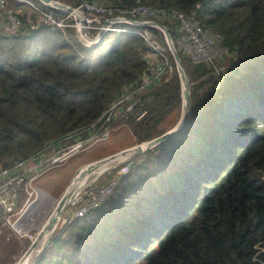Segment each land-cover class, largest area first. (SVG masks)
<instances>
[{
    "label": "trees",
    "instance_id": "obj_1",
    "mask_svg": "<svg viewBox=\"0 0 264 264\" xmlns=\"http://www.w3.org/2000/svg\"><path fill=\"white\" fill-rule=\"evenodd\" d=\"M141 1L160 9L156 19L175 46L181 30L172 11L192 9L225 51L213 65L176 46L190 90L185 125L145 151L99 204L60 222L31 264H264V0ZM141 27L107 30L90 45L25 23L0 33V168L85 134L122 96L133 102L121 118L137 141L171 126L160 123L179 112L178 75L149 71L153 49ZM33 45L41 55L27 60ZM161 53L174 66L167 46Z\"/></svg>",
    "mask_w": 264,
    "mask_h": 264
},
{
    "label": "built area",
    "instance_id": "obj_2",
    "mask_svg": "<svg viewBox=\"0 0 264 264\" xmlns=\"http://www.w3.org/2000/svg\"><path fill=\"white\" fill-rule=\"evenodd\" d=\"M24 1L27 4L25 8L21 3L14 4L9 3L8 0H0V33H17L23 23H25L27 30L41 27L59 28L60 30L71 28L81 41L87 44L89 38L98 39L101 30L103 32L112 29L123 30L126 27L119 24L120 22L138 24L141 20L155 19L160 12L158 7L148 5L141 0H135L134 3L128 6L105 3L101 0H80L76 4L63 1L66 7H56V5L44 2V5L41 6L33 0ZM172 15L180 23L181 31L177 39V45L194 62L211 61L209 49L213 42L216 43L214 40L216 35L203 28L195 15V10L191 9L189 12L173 10ZM148 25L155 24L148 23ZM147 26L139 32L153 49L145 53L148 69L153 74L160 75L163 71V65L158 61L161 50L156 41L150 39L152 31L150 32V28ZM149 75L148 73L142 74L141 80H143V83L149 81ZM124 99L126 98L122 96L111 102L91 125L97 124L87 130L85 134H76L73 140L67 143L36 155L16 159L10 165L0 168V232L4 227L16 224L19 214L26 207L24 203L18 213L17 203L23 195L24 188L28 189V194L31 193L29 189L31 180L37 174L46 170L47 165L61 161L76 153L95 138L105 137L110 131V121L112 119L117 116L125 118L131 113L133 102L131 100L124 101ZM144 112L145 109L137 110L134 117L139 118ZM132 155L130 152L125 157L112 155L108 158H112L111 160L107 161L108 159H106L104 161L107 162L105 168H101V171L98 170L93 177L86 176L84 181L76 188L72 198L67 200L70 209L69 211L66 210L68 211L65 215L66 219L72 215L82 214L90 207L99 204L112 191L120 175L127 170L128 162H126V159L132 158ZM93 161H97V159ZM93 161L84 164L87 165ZM82 168L83 166H80L76 170L70 183L73 182V179ZM37 205L34 204L31 212L37 209Z\"/></svg>",
    "mask_w": 264,
    "mask_h": 264
},
{
    "label": "rangeland",
    "instance_id": "obj_3",
    "mask_svg": "<svg viewBox=\"0 0 264 264\" xmlns=\"http://www.w3.org/2000/svg\"><path fill=\"white\" fill-rule=\"evenodd\" d=\"M9 2H10V0H9ZM25 7H26V5H23V8H25ZM154 28L159 30V32L162 34V37L164 39L162 30L158 27H154ZM61 32L64 36L68 35L70 37V39L74 42L81 40L79 38V36L76 33H74V31L71 28L61 30ZM150 32H151V30H150ZM23 33H25V32H23ZM150 39L156 41L160 50H162L163 48H166V46H167V45L164 46L161 43L159 35L156 36L152 32H151V38ZM164 41H165V39H164ZM165 44H166V42H165ZM177 47L180 48L179 46H177ZM209 50H210V56L212 58L210 62L213 65H215L213 62V58L215 56L223 55L225 48L222 47L221 45H219L217 42L216 43L213 42L211 45V48ZM40 55H41L40 47L37 45H33L30 49L27 50L25 57L27 60H34ZM162 59H163V64L160 63V61L162 62ZM158 61L164 67H168V71L171 74V72L173 71V68H175V65L173 66L171 64V60H168V58L163 57L162 53H161ZM175 70H176V68H175ZM166 77H168V75ZM180 115H181V106L179 108V112L177 113V115H176V111H172L168 115V117H166L165 121L160 123V125H162V127H166V126H168V124L172 126L173 124H175L177 122ZM215 119L217 120V125H218V122H223L220 113L216 116ZM212 120H214V117H212ZM170 122H171V124H170ZM217 125H216V127H217ZM130 126H131L130 123L123 121L121 116L115 117L113 119V121H110V131L105 137H97L93 141H91L90 144H88L84 148L80 149L76 153L70 155L69 157H67L61 161H57L56 163H52V164L47 165L46 170L37 174L31 180V186L29 187V189L31 190V193L28 194L29 193L28 189H26V188L23 189V192H22L23 195L20 197V199L17 203V208H18L17 212L18 213L21 210L22 205L24 203L26 205L29 204L28 207H30L32 205V203L36 204L38 202L41 203V201H43L41 199V196L39 197V200H36V201L33 200L34 199L33 197L35 196V193L37 191L36 187L42 189L40 191L44 190L45 192H47L49 194L48 196L51 195L53 197V199L51 198V196H50V198L47 197L46 196L47 194L45 196H43L44 201H43V204H41V207H39L37 210H34L31 212L32 213L30 215L31 219L27 218L28 220H30V223L32 222V226H30V228H26V229H20L19 228L20 231H16L14 228V227H16V225L13 224V225H11V226H13L12 228H11V226L6 227L0 232V264H13L14 262H16V260L20 256V255L17 256L18 252L23 248L26 249V247L28 246V244L30 243V241L33 238H36V240H35V242H36L41 237V233L39 234L40 228L42 231V236H44V237L49 231L52 230V228L49 226L48 221L51 219L53 220L52 212H54L58 207H60V203H61V201L63 199V195H64V194L62 195V193L65 190H68V188L74 183L76 178L78 179L82 175L83 172L89 171L90 168L101 163L102 161H105L106 159H101L98 161H93V160L98 159V158L99 159L104 158V157H107L109 155L114 156L115 154L118 157H120L121 155H123L126 152H128L129 150H131L129 148H131L137 142V139L133 136ZM169 127H167V128H169ZM157 147L158 146L154 145L150 148H147L145 151H147L151 148L153 150H157ZM127 148H128V150L125 152L123 151V153H122V150L127 149ZM145 151L141 155H139L138 153H133L132 158L129 157L126 159V162H128L127 170L131 164H133L135 162L142 161V158L144 157ZM155 153H157V151ZM111 159H108L107 161H109ZM90 161H93V162H91L87 165L84 164L85 162H90ZM130 161H131V163L129 164ZM79 166H83L82 170H80L79 174L73 179V182L70 183L72 174L75 172V170L77 168H79ZM97 171L98 170L92 171L90 174H87L85 176L93 177V176H95V173ZM69 183H70V185L68 186ZM54 197H59V200L54 199ZM57 201H59V202H57ZM140 201H142V200H140V198H139V203H137L136 211L143 212L144 204L143 203L141 204ZM68 207H69V203H67L66 207L65 206L63 207L61 213L59 214L57 221L54 220L55 221L53 224V225H55L54 228L60 222L62 223V221H64V219H66L65 215L67 214V212L70 209ZM50 209H52V211L50 213H48ZM66 210H68V211H66ZM46 213H48V215L45 218L43 216ZM41 217H42V222H41L40 227L37 229L36 226L39 225V222L41 221ZM44 218H45V220H44ZM28 220L23 221L21 223V225L26 223ZM52 232H53V230L51 231V234H52ZM26 242H27V245L25 247H23ZM25 249H23V251ZM13 258H14V261L11 260ZM8 261L10 263H7Z\"/></svg>",
    "mask_w": 264,
    "mask_h": 264
},
{
    "label": "water",
    "instance_id": "obj_4",
    "mask_svg": "<svg viewBox=\"0 0 264 264\" xmlns=\"http://www.w3.org/2000/svg\"><path fill=\"white\" fill-rule=\"evenodd\" d=\"M40 1L47 3V4L54 5V6L56 5V7L57 6L66 7V5L63 2L58 1V0H40ZM139 23H142V24L154 23L156 26H159V28L163 32V36H164L167 48L169 49L170 54L172 56V59H173V62H174L175 68H176V72L178 75V79H179L180 95H181V115H180L179 119L177 120V122L175 124H173L172 126H170L169 128H167L164 131H162L161 133L151 137L150 139L143 141L139 145L132 146L131 148H132L133 152L146 150L147 148H150L154 144H157L159 141L163 140L164 138L171 135L172 133H175L176 131H178L180 128H182L184 126L185 122L187 121V119L189 117L190 110H191L190 90H189V86H188L189 82H188L187 73H186L184 65H183V63H182V61L178 55L177 49H176L175 44L171 38V35L167 29V26L164 25L163 23L157 21V20H141V21H139ZM102 33H103V31L101 30L99 32V35L101 36ZM126 150L127 149H123L122 152L126 151ZM111 156L112 155H109V156L104 157V158H109ZM104 158L97 159V161L104 159ZM36 189H37L36 194L33 197L34 201L39 199V197H38L39 193L38 192L40 190H42L38 187ZM57 200H59V198ZM57 202H59V201H57ZM64 204L60 205V209H59L60 213L64 207ZM28 205H26V207L23 209V211L19 214V216L17 218V227L20 229H26V228H30V226H32V222L30 223V220H28V219H31L30 215L32 214L31 210L34 206V203H32V205L30 207H28ZM26 220H28L27 221L28 223L26 222L23 225H21V223L23 221H26ZM54 226L55 225L52 226V230H53ZM51 231H49L45 235V237L42 239L41 242H38V241L35 242L36 238H33L30 241V243L28 244V246L26 247V249L21 253V255L18 257L16 262H14L13 264H31V263H33V261L35 260V258L38 255V253L48 243L50 235H51Z\"/></svg>",
    "mask_w": 264,
    "mask_h": 264
},
{
    "label": "bare ground",
    "instance_id": "obj_5",
    "mask_svg": "<svg viewBox=\"0 0 264 264\" xmlns=\"http://www.w3.org/2000/svg\"><path fill=\"white\" fill-rule=\"evenodd\" d=\"M129 151L133 152V150H129ZM129 151L126 152L125 154L121 155L120 157H125L126 155L129 154ZM104 159H107V158H104ZM106 163H107V162L102 161L101 163H99V164L93 166L92 168H90L89 171H85V172H83L82 175H81L78 179L76 178V180L74 181V183H73V184L68 188V190H66V192L64 193V195H63V199H62L60 205H63L68 199L72 198V196H73L74 193H75L76 188H77V187H78V186L84 181V179L86 178L85 175H87L89 172H92V171H96V170L101 171V168H105V167H106ZM95 174H96V173H95ZM38 193H39V196H38V197L41 196V199H42L43 201H44V197H43V196H45L46 194H47L46 196L49 197V198H50V196H51V195L48 196L49 194H48L47 192H45V191H39ZM51 198L53 199L52 196H51ZM56 200H57V199H56ZM43 201H42V202H43ZM37 206H38V205H37ZM52 206H53V205H52ZM51 208H52V207H51ZM52 209H53V208H52ZM52 209H50L48 213H50V212L52 211ZM59 209H60V207H58L54 212H52L53 220L51 219V220L48 221V222H49V226H50L51 228H52V226H53V224H54V222H55L54 220L57 221V219H58V217H59V213H60ZM48 213H46L43 217L46 218L47 215H48ZM45 218H44V220H45ZM41 222H42V217H41V221L39 222V225L36 226L37 229L40 227ZM50 224H51V225H50ZM40 233H41V237L38 239V242H41L42 239L44 238V236H42L41 228H40V232H39V234H40ZM37 238H38V237H37Z\"/></svg>",
    "mask_w": 264,
    "mask_h": 264
},
{
    "label": "clouds",
    "instance_id": "obj_6",
    "mask_svg": "<svg viewBox=\"0 0 264 264\" xmlns=\"http://www.w3.org/2000/svg\"><path fill=\"white\" fill-rule=\"evenodd\" d=\"M8 1H9V0H8ZM19 1H20V2H24V3H26L24 0H18V2H19ZM33 1H34V0H33ZM39 1H40V0H39ZM58 1L63 2L64 0H58ZM40 2L43 4L42 1H40ZM9 3H13V2L10 0ZM153 20H157L156 17H155V19H153ZM157 21H158V20H157ZM159 22H160V21H159ZM119 24L125 26L126 29H127V27H128V28H129V27L131 28V25H141L142 27H141L140 29H137L138 32H139L140 30H142L143 27L147 26V24H142V23L132 24V23H129V22H120ZM147 27H148V28H150V27H158V28H159V26H156V25H148ZM57 29H59V28H57ZM112 30H113V29H112ZM123 30H125V29H123ZM123 30H119V31H123ZM150 30H151V28H150ZM27 31H28V30H27ZM27 31H26V32H27ZM106 31H107V30H106ZM106 31H104V32L102 33L101 36L99 35L98 39H96V40L89 38L90 40L88 39L89 42L87 43V45H90L92 42L99 41V40L102 38L103 34H104ZM119 31L115 30V32H119ZM151 31H152V30H151ZM5 34H7V33H5ZM9 34H10V33H9ZM178 37H179V36H178ZM178 37H177V39H178ZM80 41H81V40H80ZM81 42H82V41H81ZM82 43H84V42H82ZM84 44H85V43H84ZM176 45H177V41H176ZM177 46H178V45H177ZM176 49H177V48H176ZM160 52H161V51H160ZM149 139H150V138H149ZM145 140H148V139H145ZM145 140H139V141H137L134 145H139L140 143H142V142L145 141ZM159 142H160V141H159ZM134 145H133V146H134ZM154 145H156V144H154ZM154 145H153V146H154ZM151 147H152V146H151ZM129 149L132 150V148H129ZM48 150H49V149H48ZM127 150H128V148H127ZM127 150H126V151H127ZM45 151H47V150H45ZM144 151H145V150H141V151H138V152H135V151H134V152L129 151V152H130L131 154H133V153H138L139 155H141V154H143ZM124 152H125V151H124ZM98 159H99V158H98ZM85 163H86V162H85ZM130 163H131V161L129 162V164H130ZM81 165H82V164H81ZM79 167H80V166H79ZM77 169H78V168H77ZM77 169H76V170H77ZM76 170H75V172H76ZM75 172L72 174L71 179H72L73 175L75 174ZM67 187H68V186H67ZM36 188H37V187H36ZM66 189H67V188H66ZM65 191H66V190H65ZM65 191H64V192H65ZM64 192H63V193H64ZM63 193H62V194H63ZM35 194H36V193H35ZM57 198H59V197H54V199H57ZM38 200H39V199H38ZM66 203H67V201H66L65 204H64L65 207H66V205H67ZM36 204H38V206H37V209H38L39 207H41V204H43V202L41 201V203L38 202V203H36ZM33 207H34V206H33ZM32 209H33V208H32ZM37 209H36V210H37ZM72 216H73V215H72ZM72 216H71V217H72ZM71 217H70V218H71ZM68 219H69V218H68ZM64 220H65V219H64ZM15 225H16L15 230H16V231H20V229L17 227V220H16V224H15ZM4 228H6V227H4ZM4 228H3V229H4ZM13 229H14V228H13ZM53 230H54V229H53ZM20 255H21V254H20Z\"/></svg>",
    "mask_w": 264,
    "mask_h": 264
},
{
    "label": "crops",
    "instance_id": "obj_7",
    "mask_svg": "<svg viewBox=\"0 0 264 264\" xmlns=\"http://www.w3.org/2000/svg\"><path fill=\"white\" fill-rule=\"evenodd\" d=\"M10 261H11V260H10ZM7 263H9V261H8Z\"/></svg>",
    "mask_w": 264,
    "mask_h": 264
}]
</instances>
